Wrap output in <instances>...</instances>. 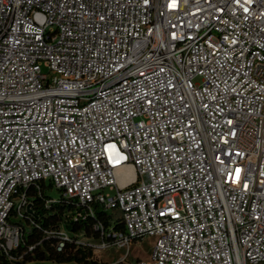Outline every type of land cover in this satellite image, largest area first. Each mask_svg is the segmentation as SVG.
<instances>
[{"label":"built area","instance_id":"built-area-1","mask_svg":"<svg viewBox=\"0 0 264 264\" xmlns=\"http://www.w3.org/2000/svg\"><path fill=\"white\" fill-rule=\"evenodd\" d=\"M33 229L264 264V0H0V260Z\"/></svg>","mask_w":264,"mask_h":264},{"label":"trees","instance_id":"trees-1","mask_svg":"<svg viewBox=\"0 0 264 264\" xmlns=\"http://www.w3.org/2000/svg\"><path fill=\"white\" fill-rule=\"evenodd\" d=\"M42 188V198L35 199V208L37 209L38 221H45V215L48 212L46 206H44V199L46 197H52L51 195V185L50 184H41ZM54 210H57L56 216H62L63 208L56 207ZM56 218L52 220H46L45 226L49 227L54 224ZM105 220V218H103ZM107 224V219L104 222ZM81 225H74V230H80ZM39 241H42L41 246H38L34 253H27L28 247L30 245L36 244ZM19 253L24 252L25 261L32 264H97L96 261L91 260L92 255L94 254L90 248L80 249L75 245H69L65 252L58 253L56 248L53 246V240L45 239L43 233L37 229H33L30 234L25 238L24 244L18 250ZM14 264H19V262H13ZM0 264H11L4 256L1 257Z\"/></svg>","mask_w":264,"mask_h":264},{"label":"rangeland","instance_id":"rangeland-1","mask_svg":"<svg viewBox=\"0 0 264 264\" xmlns=\"http://www.w3.org/2000/svg\"><path fill=\"white\" fill-rule=\"evenodd\" d=\"M51 195L52 197H58L59 193L57 192V190H54V191H51ZM153 242H154V239L146 238L142 241H137L133 243L129 250L128 259H130L131 261L135 259H145L147 261L150 258V255L152 252ZM124 251L125 250L123 249H113V250L106 251V252H98L92 255L91 260H94L96 262H99V261H102V262L111 261L112 262L113 260H116L117 258H123ZM17 253L18 255H17L16 262H19V264H32V263H28L25 261V258L23 256L25 254L24 252H21V253L17 252ZM49 264H53V263H49Z\"/></svg>","mask_w":264,"mask_h":264},{"label":"bare ground","instance_id":"bare-ground-1","mask_svg":"<svg viewBox=\"0 0 264 264\" xmlns=\"http://www.w3.org/2000/svg\"><path fill=\"white\" fill-rule=\"evenodd\" d=\"M128 176L127 181L133 179V170L130 166L123 167V169L119 172V176ZM122 183V181H121Z\"/></svg>","mask_w":264,"mask_h":264},{"label":"water","instance_id":"water-1","mask_svg":"<svg viewBox=\"0 0 264 264\" xmlns=\"http://www.w3.org/2000/svg\"><path fill=\"white\" fill-rule=\"evenodd\" d=\"M30 211V210H29Z\"/></svg>","mask_w":264,"mask_h":264}]
</instances>
